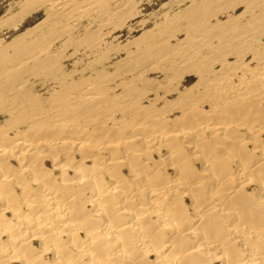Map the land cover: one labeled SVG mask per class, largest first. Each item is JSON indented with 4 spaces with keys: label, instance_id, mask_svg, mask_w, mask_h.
<instances>
[{
    "label": "bare ground",
    "instance_id": "6f19581e",
    "mask_svg": "<svg viewBox=\"0 0 264 264\" xmlns=\"http://www.w3.org/2000/svg\"><path fill=\"white\" fill-rule=\"evenodd\" d=\"M187 1L110 51L74 25L129 0H50L1 46L0 264H264V0Z\"/></svg>",
    "mask_w": 264,
    "mask_h": 264
},
{
    "label": "rangeland",
    "instance_id": "374dc122",
    "mask_svg": "<svg viewBox=\"0 0 264 264\" xmlns=\"http://www.w3.org/2000/svg\"><path fill=\"white\" fill-rule=\"evenodd\" d=\"M49 1L50 0H0V44H2L0 45V48L1 46H5L11 43L14 39L17 40L19 36H23L25 33H28L32 29V27L36 26L42 21L46 22L42 28V31H48L49 29L47 28L51 23L50 19L53 15L51 10H49ZM127 1L128 0H109V3L111 2L110 6L114 8L115 6L122 5ZM180 1L181 0H129L130 4L126 7L124 11L125 14H121V17L125 16V18H122L125 19L124 21L126 23L120 17L115 19L116 21L114 20V22H112L110 25L102 27H99L98 19L97 21H94L92 16L80 15L81 19L79 20V23L77 22L74 25V28L78 33L75 34L76 40H79V38L86 36L89 37L90 41L94 43H100L104 46L106 45V48L110 51L117 48H124L128 45V47H134L137 44V41L135 40L139 37L141 38L140 40H144L147 37L145 33L147 31H150L154 27L155 21L153 19H155V16H153V13L155 14L160 12L162 9H167V11H169L171 15H174L178 11L180 12L181 9L184 10L187 6H189L187 0H185L186 2L184 4L180 3ZM240 11H242V9ZM160 21H162V19ZM143 24H145V26ZM102 28L104 29L102 30ZM86 30H89L90 32ZM100 30L102 31L98 32ZM50 31L52 30H49L48 32ZM87 32L90 33V36H88L89 34ZM35 35L36 33L33 34L34 37ZM48 35L49 37H47L46 39L47 42L48 40H50L51 34ZM91 35L94 40L91 39ZM95 35H100L102 40L97 39V36L96 39L99 41L96 42L97 40H95ZM103 35L105 36L104 38ZM31 38V36H28L27 39H20L19 42L21 43L18 44H22L25 40L27 42H30ZM122 56L125 57L124 54H122ZM90 58H92V56Z\"/></svg>",
    "mask_w": 264,
    "mask_h": 264
}]
</instances>
